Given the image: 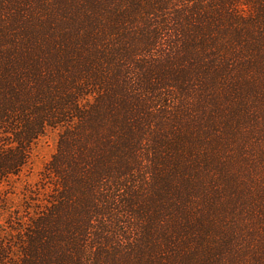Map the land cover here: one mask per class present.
Listing matches in <instances>:
<instances>
[{
  "label": "trees",
  "instance_id": "trees-1",
  "mask_svg": "<svg viewBox=\"0 0 264 264\" xmlns=\"http://www.w3.org/2000/svg\"><path fill=\"white\" fill-rule=\"evenodd\" d=\"M47 129L0 264H264V0H0V187Z\"/></svg>",
  "mask_w": 264,
  "mask_h": 264
},
{
  "label": "rangeland",
  "instance_id": "rangeland-1",
  "mask_svg": "<svg viewBox=\"0 0 264 264\" xmlns=\"http://www.w3.org/2000/svg\"><path fill=\"white\" fill-rule=\"evenodd\" d=\"M57 137V129H47L31 146L29 158L18 174L9 177L0 187L1 194L8 197L10 205L30 203L35 199L33 195L38 194L41 175L55 152Z\"/></svg>",
  "mask_w": 264,
  "mask_h": 264
}]
</instances>
